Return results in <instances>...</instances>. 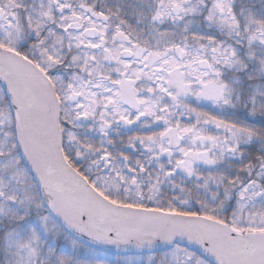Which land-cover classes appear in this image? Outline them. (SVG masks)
Segmentation results:
<instances>
[{"label":"snow or ice","instance_id":"snow-or-ice-1","mask_svg":"<svg viewBox=\"0 0 264 264\" xmlns=\"http://www.w3.org/2000/svg\"><path fill=\"white\" fill-rule=\"evenodd\" d=\"M0 264H264V0H0Z\"/></svg>","mask_w":264,"mask_h":264}]
</instances>
